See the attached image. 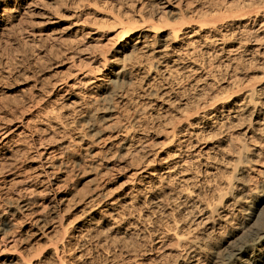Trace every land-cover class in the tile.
Returning a JSON list of instances; mask_svg holds the SVG:
<instances>
[{
	"label": "bare ground",
	"instance_id": "6f19581e",
	"mask_svg": "<svg viewBox=\"0 0 264 264\" xmlns=\"http://www.w3.org/2000/svg\"><path fill=\"white\" fill-rule=\"evenodd\" d=\"M103 1L112 4V13L105 14V25L90 21L81 12H75L72 25L77 38L85 40L84 46L90 41L102 45L106 42V46H111L110 53L89 58V72L82 78L79 75L75 83L59 84H64L62 88L68 87V92L73 85L94 83L98 98L90 97L86 105H81L84 98L78 94L69 97L71 104L81 106V119L87 124V133L80 132L74 139L60 138L56 147L42 146L32 160L34 164L22 169L10 147L15 137L25 131L9 125L1 129L6 142L0 146V152L13 166V178L9 180L12 184L0 180L1 240L10 239L12 230L19 224H31L41 230L50 218L61 215L71 195L64 189L69 176L88 156L81 157L77 150H86L89 138L107 130L98 124L99 117L104 114L96 104L102 99L111 102L117 94L116 87L132 79L127 61L144 51L150 53L151 60L145 72L146 90L154 99L170 92H160L158 83L151 79L153 73H178L183 78H192L202 93L217 83L224 84L228 90L208 97L206 102L212 107L203 109L198 121L169 138L170 151H167L168 157L158 158V171L146 169L150 162L147 163L134 173L135 177L124 185V192L118 197H109L110 194L102 189L94 192L86 202L89 208L78 235L101 225L118 227L120 214L128 210L136 227L143 233L151 229L152 242L163 255L167 254L165 262L159 263L155 258L153 264H264V146L259 144L264 140V0H242V4L230 5L227 0H217L224 6L216 10L226 7L228 11L239 12L255 5L259 8L244 14L235 13L229 19L230 28L222 34L204 35L190 26L183 33L175 29L165 34L160 30L155 21L158 14L182 11L170 0H157L161 11L142 6L138 14L133 15L134 23L121 30L111 29L110 24L118 21L124 10L122 5H117L116 9V0ZM37 2L0 0V30L9 20L32 13ZM199 47L213 58L211 68L205 59L200 64L190 59ZM246 63L254 65L248 68ZM78 64L81 62L71 64L76 67L73 74L80 72L82 65L79 68ZM214 68L224 69L226 77L216 78ZM90 72L102 76L92 80L87 77ZM136 144L125 141L119 148V156L147 149L149 145ZM136 146H140L139 150ZM108 160L105 159V163L110 165ZM113 168L115 166H107L108 171ZM164 196L176 201L178 216L160 213L165 205ZM142 203L152 208L150 222L138 220L134 215ZM86 225L89 229H85ZM72 227L78 228L75 223L68 226ZM22 232L12 236L10 242L23 243L36 234L29 230ZM56 252L51 248L52 257L59 260ZM13 262L27 264L26 259L17 257L0 259V264Z\"/></svg>",
	"mask_w": 264,
	"mask_h": 264
},
{
	"label": "rangeland",
	"instance_id": "374dc122",
	"mask_svg": "<svg viewBox=\"0 0 264 264\" xmlns=\"http://www.w3.org/2000/svg\"><path fill=\"white\" fill-rule=\"evenodd\" d=\"M170 2L182 11L161 12L155 17L157 25L165 34L175 29L183 33L187 26L200 31L202 35L210 32L222 34L228 31L229 19L235 13L244 14L259 8L255 5L232 12L226 7L216 10L217 7L224 6L217 0ZM237 3L242 4V0H227V5ZM117 5H122L124 15L110 24V28L114 30H121L134 23L133 15L138 14L142 6L161 11L157 0H116V9ZM75 12H81L90 21L105 25V14L112 13V4L103 0H38L32 13L9 20L0 30V146L6 142L2 136L4 131L1 130L4 126L25 131L15 137L10 147L13 158L22 169H29L34 164L32 160L42 146L50 144L56 147V141L60 138L67 136L74 139L80 132L88 131L87 124L81 119V106L71 104L69 97L78 94L84 98L81 105H86L90 97L93 100L98 98L94 83L73 85L68 92V87L62 88L64 84H59L66 82L71 85L79 75L82 78L90 70L89 58L108 55L111 46H106V42L102 45L96 41H90L88 46H84L85 40L77 38L73 32ZM149 54L142 51L127 61L132 70V79L116 87L117 94L111 102L102 99L96 104L104 114L99 117L98 124L107 130L99 136L89 138L86 150H77L81 157L86 154L88 156L69 176L68 186L64 189L71 192V195L61 215L50 218L49 223L41 230L27 223L17 225L12 230L11 237L25 230L36 232L23 243L14 244L10 242L11 237L8 240H1L0 237L2 259L17 257L26 259L27 264H71L73 261L76 264H153L155 258L159 259V263L167 260V254L163 255L162 250L152 242L151 229L141 232L128 210L120 214L118 227L101 225L78 235L79 226L89 208L86 202L94 192L102 189L110 194L109 197H118L124 192V185L135 177L134 173L147 166V163L150 162L146 169L158 171L159 160L168 157L167 151L171 147L169 138L174 134L179 135L180 130L198 121L203 109L212 107V104L206 102L208 97L214 93L224 94L228 90L224 84L217 83L202 93L192 78H183L178 73H153L151 79L158 83L160 92H170L162 98L154 99L146 90L145 72L151 61ZM190 57L199 64L205 59L210 68L214 65L213 58L201 47ZM74 61L81 62L77 65L79 68L82 65L81 70L77 67L80 70L77 75L73 74L76 67L71 65ZM253 65L246 63L248 68ZM107 66L110 67L111 64L107 63ZM214 70L216 78L226 77L224 69ZM101 76L98 72L87 75L92 80ZM110 106L112 107L109 109ZM127 140L138 143L136 145L148 143L149 150H139L140 146H136L139 151L119 156V148ZM259 144L264 146V140ZM5 146L9 147V144ZM225 157L228 158L229 155L225 154ZM105 159H109L111 164L105 163ZM10 162L1 151L0 180L6 181L8 185L12 184L9 180L13 178V166ZM107 166L115 168L108 171ZM140 184L143 186L144 182ZM164 198L165 205L160 208V213L170 212L175 217L178 216L176 201L167 196ZM134 215L138 220H153L152 208L143 203L137 206ZM72 223L78 228H68ZM65 225L67 230L64 229ZM85 229H89V226L86 225ZM51 248L57 250L59 260L56 256L52 257Z\"/></svg>",
	"mask_w": 264,
	"mask_h": 264
},
{
	"label": "snow or ice",
	"instance_id": "6c2138e0",
	"mask_svg": "<svg viewBox=\"0 0 264 264\" xmlns=\"http://www.w3.org/2000/svg\"><path fill=\"white\" fill-rule=\"evenodd\" d=\"M0 259H2V258H0Z\"/></svg>",
	"mask_w": 264,
	"mask_h": 264
}]
</instances>
